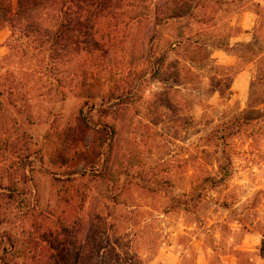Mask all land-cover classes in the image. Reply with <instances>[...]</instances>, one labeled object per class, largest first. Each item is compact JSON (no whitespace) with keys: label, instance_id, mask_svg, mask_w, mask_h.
Wrapping results in <instances>:
<instances>
[{"label":"rangeland","instance_id":"rangeland-1","mask_svg":"<svg viewBox=\"0 0 264 264\" xmlns=\"http://www.w3.org/2000/svg\"><path fill=\"white\" fill-rule=\"evenodd\" d=\"M58 2L0 0V264H264V0Z\"/></svg>","mask_w":264,"mask_h":264},{"label":"trees","instance_id":"trees-1","mask_svg":"<svg viewBox=\"0 0 264 264\" xmlns=\"http://www.w3.org/2000/svg\"><path fill=\"white\" fill-rule=\"evenodd\" d=\"M0 7H1L2 11L11 14V8L12 7L10 4H8V6L5 8H4V6H1V5H0ZM65 9H66L65 0H59L58 7L55 10V12H56L55 17H59L60 15H63ZM57 22H58V20L57 21L52 20L51 24L53 25V28H56L58 26ZM35 23H37V22H35ZM33 26H35V25H33ZM61 26H62V24H61ZM11 28L14 29V26L11 25ZM62 28H65V27L62 26ZM22 37L26 40L32 39L33 44L37 45V46L46 45L47 43H50V41H48V40L51 39V38L49 39L50 36H42L40 33V30H39V27H36V26L33 27V31H30L28 33L26 32V33L22 34ZM44 37L48 38V40L43 41ZM44 42H47V43H44ZM51 51L54 52L53 49ZM12 92H16V90L14 88L11 89L9 87V84L6 81H4V83L0 84V96H7L8 94H10ZM1 187H3L2 184H0V190L2 189Z\"/></svg>","mask_w":264,"mask_h":264},{"label":"crops","instance_id":"crops-1","mask_svg":"<svg viewBox=\"0 0 264 264\" xmlns=\"http://www.w3.org/2000/svg\"><path fill=\"white\" fill-rule=\"evenodd\" d=\"M251 236H252V235H250V237H251ZM259 239H261V240H260L259 244L256 245L257 247H258L259 245H261V244H264V237H263V236H259Z\"/></svg>","mask_w":264,"mask_h":264}]
</instances>
